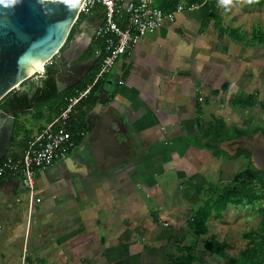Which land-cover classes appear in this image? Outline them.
Masks as SVG:
<instances>
[{"label": "crops", "instance_id": "crops-1", "mask_svg": "<svg viewBox=\"0 0 264 264\" xmlns=\"http://www.w3.org/2000/svg\"><path fill=\"white\" fill-rule=\"evenodd\" d=\"M210 1L166 20L170 22H164L123 54L106 76L108 83L117 85L116 92L101 108H97L98 96L95 106L81 120L82 108L79 103L75 106L70 120L73 117L79 128L77 136H72L73 146L54 164L34 171L36 194L41 201L35 203L32 212L21 178L14 174L0 177V264L172 262L174 254L171 259L158 254L186 244L190 237L201 236L194 225L198 213L208 215L206 231L212 221H225L232 228L242 220L246 208L254 203L244 200L245 208L238 207L237 200L224 205L217 200V190L232 182L239 172L232 179L224 178L225 168L218 164L233 161L245 152L244 148L237 145L228 150L210 143L221 150L218 154L194 142L199 122L205 126L211 122L223 125L209 117L208 108L210 95L219 92L211 83L217 65L197 49L220 39L233 43L226 36L204 35L217 31V24H225L230 16L232 22L233 13L243 10L239 0H217V19L221 23L213 19L205 26L211 13ZM254 5L251 0L247 7ZM97 9L77 28L83 45L92 44L96 28L103 22V12L100 15ZM231 22L227 24H238ZM195 79L200 80V89L195 87ZM228 83L232 93L230 81H225L221 89L226 90ZM36 107L16 115L13 146L19 154L36 131L40 133L59 115L52 105L35 119L31 111ZM26 116L36 121L47 117L49 121L46 126L33 121L35 127L28 125ZM113 116L123 118L121 129ZM17 125L24 126L25 131L15 137ZM124 131L129 132V138ZM168 169L187 181L185 191L171 206H165L158 180ZM149 198L156 200L153 208Z\"/></svg>", "mask_w": 264, "mask_h": 264}, {"label": "rangeland", "instance_id": "rangeland-1", "mask_svg": "<svg viewBox=\"0 0 264 264\" xmlns=\"http://www.w3.org/2000/svg\"><path fill=\"white\" fill-rule=\"evenodd\" d=\"M250 1L251 0H239L240 7L243 8V10H238L236 13H233V15H236L235 19L232 20V22L237 21L238 24H227V21L231 22L230 18H232V16H230L228 17L229 19L224 21L225 24L222 23L219 26L217 25V31L210 30V32L204 35L205 38H212L214 35H221V38L226 36L233 39V43L226 42L225 39H220V41H215L213 44H205L202 48L197 49H202V51L206 53L208 59L211 60L210 62L217 65L216 74L211 78V83L213 88L216 87L219 92L210 95L209 100L211 99L212 101L210 107H208L209 113L211 114L209 117L223 123L224 126L238 125L241 127L253 128L260 125L264 127V43L261 42V40L264 39L262 36L264 33V4L260 5L262 0H253L255 5L247 7ZM257 5L259 6L258 8ZM220 20L221 19H219V21ZM168 22L170 21H165V25ZM80 25L81 24H78L77 28ZM195 25L199 28V25ZM200 27L206 31V27L202 24ZM258 30L262 33L259 34ZM87 34L90 35V32H87ZM193 36L195 37L196 35ZM78 37H80V35H78ZM218 67H220L221 70H218ZM225 81H230L232 83V93L231 87L226 90L221 89ZM199 82V79L194 80L195 87L200 89ZM23 87H26V84L17 89ZM249 95L254 96L255 105L242 107L238 99L245 100ZM54 101L55 100L52 99L50 102L46 103V105L38 106L33 109L31 113L35 115V119L47 108L46 106L54 104ZM31 116H26L25 121L28 122V125H37L33 122L36 120L31 118ZM48 121L46 117L36 122L38 125L45 124L46 126ZM37 133L36 131V134ZM261 135H264L263 131L261 129H256L247 135V137L251 140H258ZM203 139L204 138H202V140ZM215 152L219 154L218 151ZM248 162L249 159L244 153L237 156L233 161H229L225 163V165H223L222 162L218 164V166L225 168L224 171L226 173L224 178L227 177L232 179L233 174L246 167ZM158 180L164 191L165 206H171L173 203L175 204L177 196L179 198L180 194L183 193L187 187V181L180 178L176 171L170 169L159 175ZM22 185L23 187L21 186V188H27L23 182ZM225 186L226 184L222 186L219 194ZM257 189L256 192L258 193ZM208 194H210V192L207 193V195ZM155 202L156 200L154 198H149L148 203H150V208L154 207L153 204H155ZM253 203V205H249L246 208L245 216L242 220H237L238 222H235L234 227H229L225 221H212L208 226V231L199 234L201 236L195 237V239L194 237H190L186 244L173 246L172 249H175L174 252L172 249H168L158 254L160 258H164L165 256L170 258L174 254L173 259L170 258L172 262L167 260L166 263L163 261L160 264H227V259L211 254V252L205 248L204 239L209 240L212 237H215L219 241L224 238L223 240L229 244L226 248L227 252L235 257L240 256L242 250L251 246L250 240L246 238V235L243 236V233H249L252 231L251 229L256 230V227H258L261 221V213L257 212V205L264 207V200L260 201V199H257L254 200ZM201 205L204 204L201 202ZM205 206L208 207L209 205L207 204ZM237 206L245 208V201H238ZM192 232L195 234L194 230H192ZM207 232L209 234H207ZM224 234H227V237L224 236Z\"/></svg>", "mask_w": 264, "mask_h": 264}, {"label": "water", "instance_id": "water-1", "mask_svg": "<svg viewBox=\"0 0 264 264\" xmlns=\"http://www.w3.org/2000/svg\"><path fill=\"white\" fill-rule=\"evenodd\" d=\"M84 1L0 0V101L27 80L39 81L48 68L54 66L49 62L53 59L56 63H63L62 68L54 67L59 92L75 86L86 77L101 53L73 62L87 46L84 47L77 35L69 40ZM106 99V95L99 96L98 109ZM26 109L9 111L0 107V160L8 152L17 113ZM115 121L122 125L123 118L115 116ZM209 142L221 148L228 147V150H234L237 145L247 148L254 166L264 170V135L258 140L240 135L221 142Z\"/></svg>", "mask_w": 264, "mask_h": 264}, {"label": "trees", "instance_id": "trees-1", "mask_svg": "<svg viewBox=\"0 0 264 264\" xmlns=\"http://www.w3.org/2000/svg\"><path fill=\"white\" fill-rule=\"evenodd\" d=\"M158 3L164 10H173L176 9L177 6L182 2L186 1L187 4H203L206 0H157ZM217 0H211V13L208 15L207 19L205 20L206 24L210 23L211 20L216 19L218 23H221L219 19H217L218 9L216 7ZM264 4V0L260 2V5ZM98 6V7H97ZM95 8L97 9L98 14H102L103 8L101 4H98ZM91 13H84L81 12L77 22L75 23L72 31L69 35V39L73 38L75 33L77 32V25L81 24L83 21L88 19ZM218 26L220 24H217ZM259 34L262 33L260 30ZM257 31V32H258ZM264 34V33H263ZM262 34L263 38L264 35ZM264 43V39L261 40ZM105 46V38H95L92 44L88 47L86 54L84 55L85 58H90L97 53V50H103ZM95 63L92 74L88 75L85 79L81 80L75 86L68 88L63 92H59L57 88L56 82V72L52 67H49L45 76L40 78L39 81L32 79L27 80L24 84H28L26 89L19 90L14 89L10 93H8L1 101L0 107L2 109H9L13 110L15 108H29L31 106L36 105L43 106L46 103L50 102L52 99L55 101L52 104L55 107L56 113H59L67 108L68 106V98L77 95L79 92L85 90L90 84H92L95 80L97 71L99 70L101 58ZM128 73V72H127ZM107 82L106 77L97 81L94 86L91 88L89 95L86 98L80 100L78 107L82 108L80 111V119L82 120L85 113L90 110L92 107L95 106L100 88ZM230 84H226L224 87L228 89ZM65 96V97H64ZM242 107L253 106L255 105L254 96L249 95L245 100L238 99ZM51 105V106H52ZM72 116V115H71ZM71 126L69 130L73 133V136H77L78 124L73 119L70 120ZM199 132L194 138V142L198 145L207 146L211 149H215L216 151L220 152L221 150L217 146H213L210 144L209 141H222L225 139H229L232 137H237L240 135H249L256 129H261L264 133V127L257 125L256 127H241V126H224L215 122L209 123V125L205 126L202 123H198ZM25 131V127L22 125H17L15 130V137L22 134ZM74 137L73 139H75ZM202 138H207L208 141L205 143L202 141ZM14 137L13 141L10 143L8 148V154H12L13 156H19V153L16 148H14ZM224 155L227 156L228 159H233L224 152ZM249 159V162L246 167L240 170L232 182L228 183L219 194L217 200L222 203L226 204L229 201L237 200V201H244L247 200L248 202L252 203L254 200L260 199V201L264 200V170L257 169L251 161L250 153L244 152ZM243 153V154H244ZM4 158L1 160L3 161ZM258 187V189H257ZM258 190V193L256 192ZM219 190V191H218ZM217 190V193L220 192L221 188ZM213 192H216L214 189ZM210 205V202L208 203ZM259 212L261 213V221L257 230L247 232L246 238L250 240L252 243L251 246L243 250L240 256L235 257L229 254L226 250L228 247V243L226 241H219L215 237L207 240L204 239V246L205 248L211 252V254L218 255L224 259L228 260L227 264H264V207L260 206ZM208 215H203L202 213H198L195 217L194 225L197 228L198 235L206 232V220ZM184 264V263H181ZM190 264V263H189Z\"/></svg>", "mask_w": 264, "mask_h": 264}, {"label": "built area", "instance_id": "built-area-1", "mask_svg": "<svg viewBox=\"0 0 264 264\" xmlns=\"http://www.w3.org/2000/svg\"><path fill=\"white\" fill-rule=\"evenodd\" d=\"M101 4L104 19L97 27L96 38H105L104 53L95 80L85 90L68 99L67 108L40 133L32 137L19 156L7 154L0 160V177L18 175L29 198V212L35 203L41 201L36 194L34 171L54 164L64 157L73 146V133L68 129L71 113L75 106L86 98L94 84L104 79L113 69L120 57L130 52L148 33L160 28L166 20H174L178 13L193 9L198 4H187L182 1L176 9L164 10L157 0H85L81 12L91 13ZM51 62V61H49Z\"/></svg>", "mask_w": 264, "mask_h": 264}, {"label": "flooded vegetation", "instance_id": "flooded-vegetation-1", "mask_svg": "<svg viewBox=\"0 0 264 264\" xmlns=\"http://www.w3.org/2000/svg\"><path fill=\"white\" fill-rule=\"evenodd\" d=\"M97 29V28H96ZM77 33V32H76ZM75 33V35H77L78 36V34L79 33H77L76 34ZM85 46H87L86 48H85V50L83 51V53H82V55L79 57V58H77L76 60H74L73 62H75V61H78V60H84V59H88V58H85L84 57V55L86 54V52H87V49H88V45H84V47ZM54 60V61H53ZM52 61H51V63H52V65L54 64V66H52V68L54 69V67H55V65H57L58 67H60V68H62L63 67V63L61 64V63H59V62H55V59H53ZM72 62V63H73ZM93 68H94V66H93ZM93 68L88 72V74H87V76L88 75H90V74H92V72L94 71L93 70ZM55 70V69H54ZM55 72H56V70H55ZM28 87V84H26V87L25 88H27ZM116 88H117V85L116 84H111V83H108V82H106L103 86H102V88H100L99 90H100V92H99V96L100 95H106L107 96V98L111 95V94H113V93H115L116 91ZM19 108V107H18ZM5 109V108H4ZM7 109V108H6ZM15 109H17V108H15ZM15 109H13V110H15ZM9 110V109H8ZM13 110H9V111H13ZM113 118L115 119V116H113ZM120 127V129H121V125L119 126ZM126 134H128V138H129V132L127 133V131H124ZM259 139V138H258ZM132 147V146H131ZM131 150H132V148H131ZM245 152H248V150H247V148L245 149ZM249 153V152H248Z\"/></svg>", "mask_w": 264, "mask_h": 264}]
</instances>
